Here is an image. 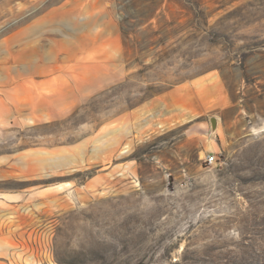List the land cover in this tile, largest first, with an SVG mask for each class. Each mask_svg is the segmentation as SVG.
I'll list each match as a JSON object with an SVG mask.
<instances>
[{
  "label": "rangeland",
  "instance_id": "rangeland-1",
  "mask_svg": "<svg viewBox=\"0 0 264 264\" xmlns=\"http://www.w3.org/2000/svg\"><path fill=\"white\" fill-rule=\"evenodd\" d=\"M5 193L25 264H264V0H0Z\"/></svg>",
  "mask_w": 264,
  "mask_h": 264
},
{
  "label": "crops",
  "instance_id": "crops-1",
  "mask_svg": "<svg viewBox=\"0 0 264 264\" xmlns=\"http://www.w3.org/2000/svg\"><path fill=\"white\" fill-rule=\"evenodd\" d=\"M110 38L116 40L117 31H108L105 28V42ZM180 89L155 98L145 105L143 109L161 105L170 96ZM30 194H0V264H18V256L25 264V260L37 254H45L49 249V233L28 231ZM19 228V229H18ZM18 229L19 231H17ZM36 241V244L34 243ZM24 261V263H23Z\"/></svg>",
  "mask_w": 264,
  "mask_h": 264
},
{
  "label": "built area",
  "instance_id": "built-area-1",
  "mask_svg": "<svg viewBox=\"0 0 264 264\" xmlns=\"http://www.w3.org/2000/svg\"><path fill=\"white\" fill-rule=\"evenodd\" d=\"M203 162L208 166H212L215 165L217 161L214 155H207L204 157Z\"/></svg>",
  "mask_w": 264,
  "mask_h": 264
},
{
  "label": "trees",
  "instance_id": "trees-1",
  "mask_svg": "<svg viewBox=\"0 0 264 264\" xmlns=\"http://www.w3.org/2000/svg\"><path fill=\"white\" fill-rule=\"evenodd\" d=\"M242 78H243V79H246L245 77H242ZM255 78H257V76L254 75V76L252 77V80H255ZM253 82H254V81H253Z\"/></svg>",
  "mask_w": 264,
  "mask_h": 264
},
{
  "label": "water",
  "instance_id": "water-1",
  "mask_svg": "<svg viewBox=\"0 0 264 264\" xmlns=\"http://www.w3.org/2000/svg\"><path fill=\"white\" fill-rule=\"evenodd\" d=\"M213 127L215 128V123H213ZM35 155L39 156L40 154H35Z\"/></svg>",
  "mask_w": 264,
  "mask_h": 264
}]
</instances>
